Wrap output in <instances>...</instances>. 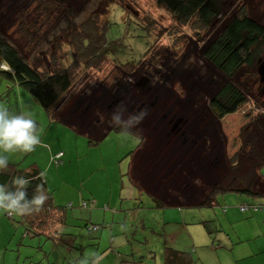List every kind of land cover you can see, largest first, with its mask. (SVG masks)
<instances>
[{
  "label": "rangeland",
  "instance_id": "obj_1",
  "mask_svg": "<svg viewBox=\"0 0 264 264\" xmlns=\"http://www.w3.org/2000/svg\"><path fill=\"white\" fill-rule=\"evenodd\" d=\"M59 1L48 7L42 0H0V31L28 51L34 44L19 31L25 21L49 53L55 38L63 44L68 39L65 9H73L76 25L98 13L96 25L110 21L113 52L97 68L79 67L58 107L63 122L51 127L41 104L21 90L26 111L45 119L40 136L48 146L40 153L38 145L23 166H41L56 208L34 214L37 224L32 216L0 212L3 264H165L166 248L185 253L192 264H264V197L231 191L220 193L213 207L193 205L226 173L242 134L262 131L257 118L264 129L258 73L264 45L254 49V65L235 78L249 101L223 119L210 101L229 78L204 54L241 4L264 24V0H220V16L208 27L177 22L157 0ZM70 51L64 46V65ZM43 52L39 56L49 64ZM117 105L147 111L134 129L143 143L133 157L140 139L108 132ZM58 153L59 165L52 161ZM129 168L134 181L168 205L155 207L132 184ZM243 205L263 209L243 212Z\"/></svg>",
  "mask_w": 264,
  "mask_h": 264
},
{
  "label": "trees",
  "instance_id": "obj_2",
  "mask_svg": "<svg viewBox=\"0 0 264 264\" xmlns=\"http://www.w3.org/2000/svg\"><path fill=\"white\" fill-rule=\"evenodd\" d=\"M42 1L47 3L48 7L58 6L57 4L60 3L59 0ZM157 2L160 6L167 8L175 20L181 24H188L196 20L204 27H208L214 19L220 16V0H157ZM65 11L63 19L66 18L70 23V29L67 32L68 39L63 44L61 40L55 38L52 41L53 49L49 53L47 49L43 52L45 41L34 36L28 30L25 21L22 22L19 31L28 42L34 44L33 48H29L28 51L0 31V77L10 80L14 85L34 96L52 120L60 119L58 107L73 88L79 67L97 68L113 52L114 41H109L107 38L110 27L109 20L103 25H96L94 22H98L100 15L91 13L88 20L76 25V23H72L73 13H69L70 11L74 12L73 9H65ZM42 36L44 37L41 35V38ZM260 45H264V24L251 15L247 4H241L221 32L206 47L204 52L206 57L229 78L220 92L210 101V109L217 118L223 119L228 115L235 114L249 101L245 92L236 84L235 78L241 69L251 68L254 65V49ZM64 46H68L72 50L69 53L71 61L66 65L62 62ZM41 52L49 55V64L39 56ZM258 120L257 118L255 123L262 131L251 132L246 137L242 134L239 148L229 158V167L226 173L221 175L204 196L193 204L194 206L213 207L216 205L220 193L231 191L264 197V176L262 173L264 129ZM113 130L120 131L118 127L112 125L108 132ZM133 134L140 139V143L135 150L129 153L131 157L143 143L142 135L134 129ZM40 172L42 170L33 165L19 168L17 165L9 163L8 169L0 172V184H7L11 187L13 177L24 175L31 180L27 188L28 198L31 199L36 186L43 182L41 179L35 178ZM128 176L133 185L151 196L155 207L160 208L168 205L167 201L143 189L140 184L134 181L130 168ZM44 187L50 197L44 208L48 212L56 207L53 196L47 189V182ZM256 206L258 207L256 211L263 209L262 206L254 205L250 206L248 210L256 212L254 210ZM31 216L28 218L35 223L37 218L34 215ZM186 258L187 255L179 250L165 249V264H192L190 258Z\"/></svg>",
  "mask_w": 264,
  "mask_h": 264
},
{
  "label": "clouds",
  "instance_id": "obj_3",
  "mask_svg": "<svg viewBox=\"0 0 264 264\" xmlns=\"http://www.w3.org/2000/svg\"><path fill=\"white\" fill-rule=\"evenodd\" d=\"M127 117H125V113ZM147 111L128 112L126 107L117 105L112 113V123L121 130L124 136L133 134V129L146 117ZM48 147L41 141L40 129L37 122L26 113H14L0 104V172L9 167L8 153H31L37 146ZM36 179L43 182L38 184L31 199L28 198L27 188L31 183L24 175L13 177L11 187L0 184V211L9 216H31L44 210L50 199L44 185L47 182L45 173L40 172Z\"/></svg>",
  "mask_w": 264,
  "mask_h": 264
},
{
  "label": "crops",
  "instance_id": "obj_4",
  "mask_svg": "<svg viewBox=\"0 0 264 264\" xmlns=\"http://www.w3.org/2000/svg\"><path fill=\"white\" fill-rule=\"evenodd\" d=\"M10 85V88H11V92L10 94H6L5 93V90L7 87H9ZM13 87V88H12ZM22 89L19 88L17 85H14L10 80L8 79H4V78H1L0 77V104H4L6 105L10 111L14 112V113H26L28 115H30L36 122L37 124L39 125V129H40V135L42 134V132L44 131L43 130V122L45 123V119L42 121L41 120H38L37 118L34 117L33 114H30L26 111V109L24 108V104H23V97L26 96V93H24L23 91H21ZM16 94V98L14 100L13 98V94ZM8 95L9 97L7 98ZM49 120H50V123L51 125L49 127L52 126V122H63L61 119L59 120H52L50 117H49ZM40 121V122H38ZM47 132H44V139H46L47 137ZM40 147H37L35 149V151L31 152V153H27V154H24V153H8L6 155H8V160H9V163L10 164H15L17 165L19 168H27L29 166H23L25 165L24 163L27 161V158L31 155V156H34L35 155V152L39 149ZM37 152H45V150L41 147L40 150H38ZM49 157V155H47V158ZM33 166L39 168L40 170H42L41 166H39L37 163L36 164H32ZM31 166V165H30ZM43 172V170H42ZM53 211V210H52ZM1 213L3 211H0ZM51 212V211H49ZM56 216H62L61 213H57ZM0 223L2 224L3 222L0 220ZM2 232V231H1ZM1 244V243H0ZM0 248H1V245H0ZM2 259L6 261V255L2 258V251L0 252V264H3L2 262Z\"/></svg>",
  "mask_w": 264,
  "mask_h": 264
},
{
  "label": "built area",
  "instance_id": "obj_5",
  "mask_svg": "<svg viewBox=\"0 0 264 264\" xmlns=\"http://www.w3.org/2000/svg\"><path fill=\"white\" fill-rule=\"evenodd\" d=\"M63 156V154L62 153H59V154H57L56 156H54L53 158H52V161L53 162H56V164L57 165H59L60 164V159H61V157ZM249 207L250 206H248V205H243V206H241V211H246V210H248L249 209ZM254 210L256 211V210H258V207L256 206V207H254ZM9 216V215H8ZM13 215H11V216H9V217H12Z\"/></svg>",
  "mask_w": 264,
  "mask_h": 264
},
{
  "label": "water",
  "instance_id": "obj_6",
  "mask_svg": "<svg viewBox=\"0 0 264 264\" xmlns=\"http://www.w3.org/2000/svg\"><path fill=\"white\" fill-rule=\"evenodd\" d=\"M258 73L260 75V80L264 82V62L260 65Z\"/></svg>",
  "mask_w": 264,
  "mask_h": 264
}]
</instances>
